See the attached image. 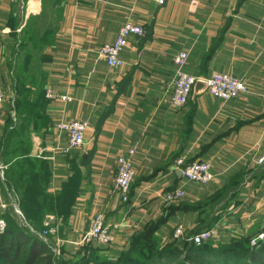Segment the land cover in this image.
<instances>
[{"label":"crops","instance_id":"crops-1","mask_svg":"<svg viewBox=\"0 0 264 264\" xmlns=\"http://www.w3.org/2000/svg\"><path fill=\"white\" fill-rule=\"evenodd\" d=\"M128 22L145 34L130 36L121 53L124 65L111 67L98 51ZM37 29L57 30L38 56L44 93L56 98L46 97L49 128L31 135L30 157L49 165L47 193L56 195L74 174L83 179L68 221L53 215L43 220L57 223L65 243L83 240L95 214L104 216L116 250L161 219L157 234L163 240L178 226L193 234L203 225L201 209L221 193L226 196L215 210H225L212 229L216 243L226 231L241 236L264 223V0H167L164 6L153 0H0V146L9 119L16 121L17 48ZM182 51L189 54L184 72L200 80L230 74L246 83L247 92L229 102L208 90L194 99L192 92L188 105L174 106L175 58ZM23 55L36 61L27 50ZM70 121L88 122L89 128L85 145L65 152L68 136L58 125ZM134 148L136 175L125 204L115 185L117 160ZM180 154L210 163L215 180L199 185L178 176L173 162ZM10 168L0 161L2 209ZM40 175L36 171L39 184ZM176 188L185 197L166 203L163 195Z\"/></svg>","mask_w":264,"mask_h":264},{"label":"trees","instance_id":"trees-1","mask_svg":"<svg viewBox=\"0 0 264 264\" xmlns=\"http://www.w3.org/2000/svg\"><path fill=\"white\" fill-rule=\"evenodd\" d=\"M56 32L57 30L37 29L30 35L33 44L31 47L41 51ZM31 41L25 48L22 44L19 47L23 50L29 48ZM29 62L33 64L35 61ZM13 69L17 91L16 121L15 117L9 119L7 132L0 146L1 163L11 165L1 192L7 207L10 197L14 198L27 226H21L16 217L12 216V211H4L7 207H0V219L7 223V229L0 234V264H264V240L252 245V240L264 233L263 222L254 225L241 236L236 231H226L222 240L217 243L213 241L215 244L207 241L196 245L189 240L202 231L212 230L217 222L224 219L222 213L225 206L219 207L217 211L215 207L226 193L219 194L215 203L206 204L201 209L203 225L193 234L186 232L184 237L177 239L172 233L163 240L157 234L165 223L161 219L149 222L136 231L120 250L94 242L81 245L75 252L63 247L61 256H54L47 243L36 234L43 228V220L49 215L68 221L80 197L83 179L80 174L72 175L56 195L44 190L50 181L49 165L45 162L38 164L30 157L31 135L49 128V121L44 114L47 100L44 78L42 75L37 78H30V75L26 77L25 71L22 72L15 65ZM189 102L190 99L186 105ZM181 156L182 154L177 156L175 161ZM36 171L41 173L40 184L35 176ZM130 199L125 204L130 203Z\"/></svg>","mask_w":264,"mask_h":264},{"label":"built area","instance_id":"built-area-1","mask_svg":"<svg viewBox=\"0 0 264 264\" xmlns=\"http://www.w3.org/2000/svg\"><path fill=\"white\" fill-rule=\"evenodd\" d=\"M158 6H164L167 0H153ZM145 34L144 29L141 26L135 25L131 22L125 23L122 28H120L117 38L114 42L103 45L99 51L98 55L111 67H122L124 65L121 59L122 51L128 45V38L130 36H143ZM189 59V54L185 51L180 52L175 58V64L177 66V75L174 82V93L172 102L174 106L178 108L184 107L193 92L194 85L199 78L193 77L188 73L183 71L185 64ZM208 92L211 96L222 100L223 102H229L239 98L240 95L247 92L246 83L236 78L230 74L217 73L211 78L207 79ZM46 97L48 99H55L56 96L51 93L50 90L47 91ZM62 99L71 101V98L66 96ZM5 101L4 91L0 89V107L3 106ZM89 128L88 122L84 121H70L63 122L58 125V130L60 132L66 133L68 136L69 146L66 148L65 152L73 149L81 148L85 145V134ZM135 148L129 149L125 155H122L117 160V176H116V189L120 195L121 200L124 203L129 201L130 191L132 184L135 179V168H134V158H135ZM264 163V156L259 160V164ZM174 170L181 171V176L187 181L195 184H208L215 180V175L212 171V166L206 161H190L186 160L185 157H179L174 165ZM186 195L183 188H176L170 190L163 195L165 202L168 204L174 203L178 200H182ZM46 225L49 226V223ZM117 227V226H116ZM50 230H46V235L55 234L56 230L50 227ZM7 229V223L4 219H0V234L5 232ZM112 231L106 226L105 218L102 214H95L92 217L90 227L88 231L84 234L82 243L90 244L96 242L97 244L108 246L114 241V237L111 234ZM185 229L183 226H178L175 230L174 237L182 238L185 236ZM41 237V236H40ZM214 237V232L212 230H206L193 235L189 238L196 245H202L203 243L209 241ZM42 238V237H41ZM44 239V238H42ZM46 240V239H44ZM264 240V233L258 235V237L252 240V245H256L259 241Z\"/></svg>","mask_w":264,"mask_h":264},{"label":"rangeland","instance_id":"rangeland-1","mask_svg":"<svg viewBox=\"0 0 264 264\" xmlns=\"http://www.w3.org/2000/svg\"><path fill=\"white\" fill-rule=\"evenodd\" d=\"M41 21H42V19H41ZM24 48H25V46H24ZM29 48H30V50H28ZM29 48H26L24 50H28L27 52H29L30 58H35L36 61L33 62V64L31 62L27 63L24 60V55L22 57L20 56V54L24 51L23 48L21 47L20 49L17 48L19 54L17 55L15 66H18L22 72L25 71L24 74H26L25 75L26 77L30 75V78L34 77V76H35V78H37L38 76H40L41 64H40V60H39L38 56L41 53V51H39V50H37L31 46H29ZM199 185H201V184H199ZM9 202L11 203V205L9 203V206L7 208L5 207L6 209L4 211H7V212L12 211V216L16 217V219H17V221H19L20 225L21 226L22 225L27 226V222L24 220V215L19 210V207H17L14 198L10 197ZM252 211H254V210L249 208L248 213L253 214ZM257 211H260V210H257ZM61 223L63 224V219L61 220ZM46 224L47 223H43V228L41 230H39L38 234H36V235L39 237L41 236L42 238L46 239V240H44V239L43 240L47 243V246L50 248L51 252H53L54 256H61L60 254H61V250L63 249V247H67L69 250H71L73 252H75L76 250H78V248H80V243H81L82 239H80V240H79V238L74 239V240L67 239L68 243H65V241H64L65 239L60 238L61 235L59 236V230L56 228L57 223L56 224H54V223L49 224V226ZM50 227L57 230L58 234L56 235V233H55V234L46 235V230L47 231L50 230L51 229ZM60 227H61V225L59 223L58 228L60 229ZM175 230L173 232V236L175 234ZM213 241H215L214 237H212L208 242H213ZM71 242H73V243H71ZM74 242L76 243V245L74 244Z\"/></svg>","mask_w":264,"mask_h":264},{"label":"water","instance_id":"water-1","mask_svg":"<svg viewBox=\"0 0 264 264\" xmlns=\"http://www.w3.org/2000/svg\"><path fill=\"white\" fill-rule=\"evenodd\" d=\"M208 88L206 80H198L193 88V98L196 99L197 96L203 94ZM178 176L181 177V171H177Z\"/></svg>","mask_w":264,"mask_h":264}]
</instances>
